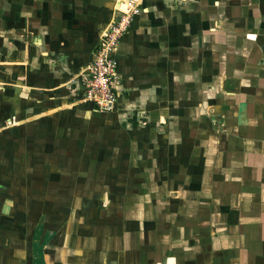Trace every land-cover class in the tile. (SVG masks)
<instances>
[{"label": "crops", "instance_id": "0c3cea01", "mask_svg": "<svg viewBox=\"0 0 264 264\" xmlns=\"http://www.w3.org/2000/svg\"><path fill=\"white\" fill-rule=\"evenodd\" d=\"M130 1L0 0V264H264V0H135L101 112Z\"/></svg>", "mask_w": 264, "mask_h": 264}, {"label": "built area", "instance_id": "2783aa9c", "mask_svg": "<svg viewBox=\"0 0 264 264\" xmlns=\"http://www.w3.org/2000/svg\"><path fill=\"white\" fill-rule=\"evenodd\" d=\"M140 8L136 1L128 2L101 35L94 59L82 77L83 99L101 112L112 109L120 94V76L114 58L123 34L129 29Z\"/></svg>", "mask_w": 264, "mask_h": 264}]
</instances>
